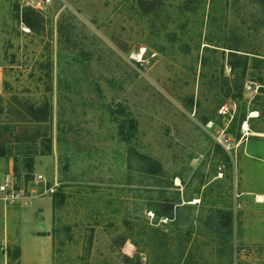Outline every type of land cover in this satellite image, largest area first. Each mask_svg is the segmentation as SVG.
Listing matches in <instances>:
<instances>
[{
    "label": "rangeland",
    "instance_id": "rangeland-1",
    "mask_svg": "<svg viewBox=\"0 0 264 264\" xmlns=\"http://www.w3.org/2000/svg\"><path fill=\"white\" fill-rule=\"evenodd\" d=\"M0 169V264H264V0H0Z\"/></svg>",
    "mask_w": 264,
    "mask_h": 264
},
{
    "label": "crops",
    "instance_id": "crops-1",
    "mask_svg": "<svg viewBox=\"0 0 264 264\" xmlns=\"http://www.w3.org/2000/svg\"><path fill=\"white\" fill-rule=\"evenodd\" d=\"M37 208L34 210L41 211V209ZM42 214L44 215L41 212ZM18 242L20 254L17 261L20 264H50L53 239L47 221H42V224L34 226L30 230H25L22 227Z\"/></svg>",
    "mask_w": 264,
    "mask_h": 264
},
{
    "label": "built area",
    "instance_id": "built-area-1",
    "mask_svg": "<svg viewBox=\"0 0 264 264\" xmlns=\"http://www.w3.org/2000/svg\"><path fill=\"white\" fill-rule=\"evenodd\" d=\"M26 5L32 11L36 13L45 12L53 3L54 0H25ZM250 90L251 87H248ZM230 108L228 106L222 107L220 113L228 114ZM44 181V177L42 175H36L34 178V182L36 184H40ZM17 187V184L14 179L13 171L10 170L8 172H2L0 169V203H2L5 207H14L17 205V200L20 198L21 193ZM31 194L36 193V190L33 188L30 190ZM48 193L46 189H44L43 194Z\"/></svg>",
    "mask_w": 264,
    "mask_h": 264
},
{
    "label": "trees",
    "instance_id": "trees-1",
    "mask_svg": "<svg viewBox=\"0 0 264 264\" xmlns=\"http://www.w3.org/2000/svg\"><path fill=\"white\" fill-rule=\"evenodd\" d=\"M25 23L29 26V27H31V21L28 19V18H26L25 19ZM41 155H46L45 153H41ZM32 166V165H31Z\"/></svg>",
    "mask_w": 264,
    "mask_h": 264
},
{
    "label": "bare ground",
    "instance_id": "bare-ground-1",
    "mask_svg": "<svg viewBox=\"0 0 264 264\" xmlns=\"http://www.w3.org/2000/svg\"><path fill=\"white\" fill-rule=\"evenodd\" d=\"M244 129L248 130V124L247 123L244 124Z\"/></svg>",
    "mask_w": 264,
    "mask_h": 264
}]
</instances>
